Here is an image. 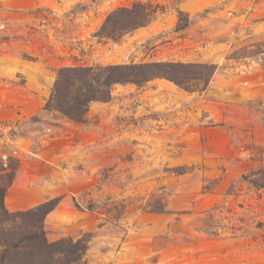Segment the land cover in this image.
Returning a JSON list of instances; mask_svg holds the SVG:
<instances>
[{
	"label": "rangeland",
	"instance_id": "rangeland-1",
	"mask_svg": "<svg viewBox=\"0 0 264 264\" xmlns=\"http://www.w3.org/2000/svg\"><path fill=\"white\" fill-rule=\"evenodd\" d=\"M134 3L159 14L119 42L94 37ZM153 62L217 69L203 92L115 85L82 122L44 109L62 68ZM7 166L6 209L59 199L43 228L49 243L87 241L73 264H264V187L250 182L264 173V0H0Z\"/></svg>",
	"mask_w": 264,
	"mask_h": 264
},
{
	"label": "trees",
	"instance_id": "trees-1",
	"mask_svg": "<svg viewBox=\"0 0 264 264\" xmlns=\"http://www.w3.org/2000/svg\"><path fill=\"white\" fill-rule=\"evenodd\" d=\"M159 14L158 6L134 3L110 13L100 29L94 33L98 40L119 42L124 36L151 24ZM179 13L176 31L188 26V19ZM182 22H184L182 24ZM184 68H200L196 76L184 73ZM217 69L209 64L182 63H140L110 66H79L59 70L53 84L45 110L73 121H84L89 107L94 102L107 103L112 98V89L119 84H134L143 87L155 79H166L187 92H203ZM8 171L0 175V254L1 256L22 253L32 262L54 255L63 257V264L79 262L87 250V241L71 239L49 243L43 228L46 216L54 211L59 199L46 201L32 209L10 213L5 207L7 189L12 184L16 168L7 166ZM261 180L250 181L256 187H264V173ZM166 213L163 207L153 210Z\"/></svg>",
	"mask_w": 264,
	"mask_h": 264
}]
</instances>
